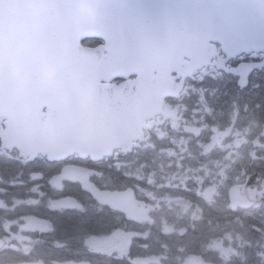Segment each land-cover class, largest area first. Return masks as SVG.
Segmentation results:
<instances>
[{"label":"flooded vegetation","instance_id":"obj_1","mask_svg":"<svg viewBox=\"0 0 264 264\" xmlns=\"http://www.w3.org/2000/svg\"><path fill=\"white\" fill-rule=\"evenodd\" d=\"M103 45L93 38L82 43L87 49ZM59 75L69 86L76 81L74 71ZM124 82L123 76L113 79L106 99L115 102ZM148 104L140 98L132 104L140 109L133 125L145 120L134 134L123 125L103 128L104 136H121L111 154L98 159L87 152L51 158L59 147L39 133L31 141L47 154L35 159L5 149L4 139L18 138L12 129L27 127L9 114L0 117V237L9 236L8 224L17 237L0 264H93L94 227H104L106 242L97 252L107 264H231L236 246L253 244L257 230L263 240L254 246L262 250L264 53L228 59L217 46V56L186 79L178 95L164 101L160 94ZM55 107L65 108L61 102ZM34 108L22 114L31 123L30 138L41 130ZM62 131L53 130L55 140H70L73 133ZM81 179L134 197L141 220L98 204ZM20 238L29 250L15 249ZM110 249L117 257H110Z\"/></svg>","mask_w":264,"mask_h":264},{"label":"water","instance_id":"obj_2","mask_svg":"<svg viewBox=\"0 0 264 264\" xmlns=\"http://www.w3.org/2000/svg\"><path fill=\"white\" fill-rule=\"evenodd\" d=\"M61 1L0 0V30H5L4 33H0V114L3 117H6L7 113L18 115L15 104L28 105L31 98H35L34 92L24 91V88L42 86L41 81L34 84L33 80L45 78L47 74H52L59 69L82 70L85 68L80 59L74 62V66L69 61L57 62L56 52L51 54L48 49L56 48L60 44L64 47L63 52L66 54L67 49L74 51L76 45L80 47V41L87 37L80 36L78 40H75L71 31H74L80 23L85 22L88 15L94 16L97 20L96 25L98 26L93 36L103 37L117 47L123 42L124 53L135 52L138 63L140 60H146L145 56L149 54L147 49L154 42L165 41L170 44L169 39H171L173 45L189 44L188 31L193 32L196 28L189 26L186 31L179 26L177 23L179 8H175L178 4L185 7L190 16L189 20H193L194 25L197 23L198 30L203 29L206 34L205 40L221 45L227 55L235 56L253 51L264 52V0H92L95 5V9L92 10L84 9L87 6L85 0H67L62 4ZM59 6L81 9L71 10L68 22L62 24L61 13L56 12ZM29 14H33L34 22L38 23L39 18L48 19L60 25L63 31L58 32V28L50 26L30 29ZM199 23L202 25L200 26ZM26 31L33 33L34 51L22 47ZM100 50H107V47ZM108 51L112 50L108 48ZM125 62L131 65L132 58L126 56ZM138 63H135L136 67ZM105 65L108 70H111L115 64L111 58H107ZM92 68H97L96 63H93ZM106 68L104 67L105 70ZM19 71L35 75L22 76ZM48 77L50 83L53 84L56 76ZM128 87L129 84H126L125 92L130 94L133 88L128 90ZM51 91L55 92L54 88ZM74 93L78 96L82 94L80 90ZM79 102L85 104L84 99H80ZM41 118L46 120L49 127L53 129L41 131L39 135H47L52 145L58 147L63 145V139L59 142L54 138L53 130L57 127L67 136L73 133L71 134L73 141L66 143L70 150L83 152L92 150L93 154H98L94 156L95 159L111 153L115 146L110 138L105 141V136L102 135H104L103 128L106 125L114 123L116 125L118 120L108 119L91 123L86 120L75 121L69 118L68 122H61L55 126L52 125L53 121L50 117ZM120 122H125L127 127L131 120L128 115H125V119ZM22 125L25 127L24 123ZM136 126L140 128L141 124ZM99 128L102 130L97 133L96 129ZM129 129L134 133V128L129 127ZM120 136L121 134L114 135L112 138L117 142ZM80 181L84 189L99 204L108 205L116 211H124L128 213L131 220H141L136 210L131 211L136 204L134 197L130 198L127 193L102 192L94 185H90L87 180L81 179ZM3 246L4 243L0 240V249Z\"/></svg>","mask_w":264,"mask_h":264},{"label":"rangeland","instance_id":"obj_3","mask_svg":"<svg viewBox=\"0 0 264 264\" xmlns=\"http://www.w3.org/2000/svg\"><path fill=\"white\" fill-rule=\"evenodd\" d=\"M64 2L65 1L62 0L61 4ZM34 24L36 25V27L40 26V24H38L37 22H34ZM84 27L88 28V32H91L92 29L94 28V24L89 23L86 26H83L81 28H84ZM103 46H108V44L106 43ZM93 74H94V72H89L88 76L94 79ZM18 194H20V193H18ZM12 228H13V225H10V224H8V226L6 227V230L10 233L9 236L6 237V239H5L7 247L10 246V243L13 239L17 238V237H15V234L10 231V229H12ZM19 235L21 237L26 236L24 233H20ZM95 241H96L95 245L97 248H101L100 244H98V243H105L106 242L105 239H102V240L99 239V240H95ZM16 243H17L18 247L17 248L14 247L15 249H22V250H29L30 249L28 247V245L26 244L25 239L20 238V240L16 241ZM237 247L238 246H236V248ZM236 258H237V260L235 261V264H259L261 262H264V246H263V250H259V251L249 250L247 253L237 255Z\"/></svg>","mask_w":264,"mask_h":264},{"label":"bare ground","instance_id":"obj_4","mask_svg":"<svg viewBox=\"0 0 264 264\" xmlns=\"http://www.w3.org/2000/svg\"><path fill=\"white\" fill-rule=\"evenodd\" d=\"M85 2H86V4H88L87 1H85ZM4 32H5L4 29H1V30H0V33H4ZM6 32H8V30H7ZM196 36H197V35H196V31H193V38H196ZM23 45H24V44H23ZM34 45H35V43H31V44H30V46H34ZM158 45H159V46H164V45H165V41L159 43ZM24 46H25V45H24ZM25 47H26V46H25ZM181 52H182V51H181ZM176 59H177V55H175V56H170L169 58H167V59L164 60L163 64L161 65L163 73L166 74V73L170 70V68L175 64Z\"/></svg>","mask_w":264,"mask_h":264},{"label":"trees","instance_id":"obj_5","mask_svg":"<svg viewBox=\"0 0 264 264\" xmlns=\"http://www.w3.org/2000/svg\"><path fill=\"white\" fill-rule=\"evenodd\" d=\"M93 222L95 223V219H94ZM108 224H110V220H109V219H108ZM97 225H99L98 222H97ZM99 226H101V225H99ZM103 229H104V227H94V230H93V231H94V233H95L96 230H99V231H100V230H103Z\"/></svg>","mask_w":264,"mask_h":264}]
</instances>
